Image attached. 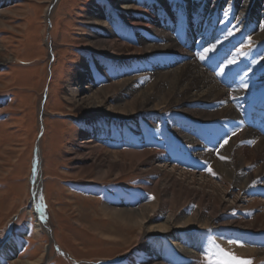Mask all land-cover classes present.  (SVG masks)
Returning a JSON list of instances; mask_svg holds the SVG:
<instances>
[{"label":"rangeland","instance_id":"1","mask_svg":"<svg viewBox=\"0 0 264 264\" xmlns=\"http://www.w3.org/2000/svg\"><path fill=\"white\" fill-rule=\"evenodd\" d=\"M47 1L0 0L2 20L7 23L6 27H0V246L9 239L14 240L21 247L18 255L20 259L37 258L42 254L41 264H108V260L132 249L136 253L139 246H126L124 241L129 234L128 230L92 213L97 208L96 202H80L73 194L95 198L101 202L112 201L121 194H131L127 196L133 197L132 204L129 205L133 208L151 203L154 193L139 188L136 185L139 177L132 172L118 178H108L101 183L90 181L92 173L78 175V159L73 158L71 153L77 144L76 133L80 129L78 122L96 118L101 120L103 125L109 124L110 130H114L113 135L111 134L113 140L108 142L109 134L101 137L102 140L106 138L107 148L119 150L123 145L115 139L117 119L110 115H99L105 110L93 112L85 106L76 107V103H72L69 96L67 81L75 71H79L84 75L88 73L94 83L92 86L100 88L120 81L121 72L118 71L117 62L130 60L144 68L132 81L141 87L146 84L150 73L156 71L157 65L169 61L175 53H185L187 45L183 41L181 46H184L185 50L179 46L161 54L153 52L146 56H108L99 51L85 50L87 45L84 44L83 38L87 39L88 31H96V27L82 22H85L89 12L98 11V6L104 4L103 19L107 20L109 27L102 38H109L131 47L141 46L140 41L166 47L167 39L156 42V35L160 34L156 29V18L174 22L173 25L183 32L185 30L182 24L197 23L201 16L197 13L200 8L209 11L218 7V16L213 22L219 28V34L213 35V44H206L205 48L219 46L217 42H228L231 50L228 56L237 68H249L251 73H258L262 77L264 38L257 39L253 35L264 30V19L257 11L259 0H167L166 6L162 2L156 3V0H152L154 7L150 9L144 4L149 0H136L137 9L134 13L152 18L148 27L126 24L123 21L126 12L117 6V3L123 0H58L50 11L45 13L46 7L49 8L53 2ZM243 6L246 10L242 9ZM206 20L208 14L205 16ZM140 31L141 36L138 34ZM195 31L199 36L203 33L200 29ZM101 34L102 30L99 31V35ZM76 41L83 43L77 44ZM211 53L212 50L209 54ZM220 55L224 58V51ZM7 58L9 59L5 60ZM205 66L209 73H217L214 69H208L207 64ZM234 69L231 67L228 72L236 73L237 69ZM113 101L114 97L108 99V102ZM188 116H196L200 118L197 121H202L201 117L190 113L188 109L182 111L172 107L157 111H140L134 115V119L138 121L144 137L149 135L145 139H149L152 135L149 127L151 122L158 123L160 128L165 130L169 121L176 122L180 127L189 120ZM242 125L246 127V124ZM169 134L171 141L178 144L174 143L175 151H172V154L177 152V155L184 159L196 162L200 168L206 165L207 170L209 169L207 163L188 155L185 144L177 135L171 132ZM83 139L79 137L78 141ZM37 150L40 151L42 159L43 178L40 210L44 216L42 222L45 221L49 227L43 231L36 229L37 216L29 213L32 200L30 176L34 170ZM251 186L254 189L256 185L253 183ZM139 194L142 196L134 198ZM260 197L264 200V193ZM159 214H156V218ZM242 214V210L233 207L225 212L228 224L195 227L190 229V232L187 231L191 235L203 234L199 252L204 255L207 264H219L221 259H226L221 249L234 255L237 264H248L254 259L226 248L214 236L221 235L227 243L232 240L245 246L254 236L264 235V232L234 224L238 219H247V216L242 217ZM78 223L90 229H84ZM242 233L250 236L243 238ZM158 237L161 244L168 245L166 238L161 235ZM145 239L144 242L150 241L149 243L154 244V248L158 250L156 236ZM248 245L245 247L252 248V245Z\"/></svg>","mask_w":264,"mask_h":264},{"label":"bare ground","instance_id":"2","mask_svg":"<svg viewBox=\"0 0 264 264\" xmlns=\"http://www.w3.org/2000/svg\"><path fill=\"white\" fill-rule=\"evenodd\" d=\"M57 1L53 0L52 5L46 7L45 13H48ZM166 1L156 0V3L162 2L166 6ZM121 3H117V6L126 12L123 15L126 24L150 26L151 16L134 13L137 9L136 0H123ZM144 4L149 9L154 7L152 0ZM103 5L98 6V11L89 12L85 22H82L96 27V31H88L87 39L83 38L84 44L87 45L85 50L99 51L114 57L140 54L146 56L153 52L161 54L169 51L181 46L185 41L187 51L175 53L169 61L157 65L156 71L148 74L146 84L141 87L132 81L144 68L130 60L117 62L118 71L121 72L120 81L100 88L92 86L94 83L88 73L84 75L75 71L70 76L66 86L72 103H76L78 108L85 106L93 112L105 110L99 115L115 117L116 138L113 137L123 145L119 150L107 148L108 142L113 140L111 134L113 135L114 131L110 130L109 124L103 125L102 121L96 118L78 122L80 129L76 133L77 144L71 152L73 158L78 159V175L92 173L90 181L101 183L108 178L114 179L132 172L139 177L136 185L153 192L154 198L151 203L130 208L133 197L124 194L104 202L72 194L76 195L74 197L80 202H96L97 208L92 213L128 230L129 234L126 235V240L124 239L126 246H139L136 253L132 249L108 260V264H207L204 255L199 252L203 236L201 233L191 235L190 229L226 225L229 222L225 219V212L236 207L242 210V217L247 216V219H238L234 224L264 232V200L260 197L264 193V137L259 133L264 125V75L260 77L258 73H251L249 68H237L228 56L231 51L228 42H217L219 46H214L212 53H208L205 60L199 59L205 45H212L215 40L213 35L219 34V28L213 22L218 16L217 4V8L209 11L200 8L197 13L201 16L199 20L195 18L197 23L182 24L185 30L183 32L173 25L174 22L156 18V29L160 33L156 35V42L167 39L166 47L144 44L142 41L139 42L141 46L131 47L109 38H102L109 27L107 20L103 19ZM242 9L246 10V7L243 6ZM257 11L264 19V0H259ZM1 14L2 12L0 27L3 28L7 23L2 20ZM206 14L208 20L205 21ZM185 20L187 21V18ZM199 29L203 32L201 36L195 31ZM138 34L141 36L142 31ZM253 36L257 39L264 38V30L257 31ZM78 42L83 43L76 41L77 44ZM1 49L0 46V51ZM222 51L224 58L220 55ZM206 64L208 69H214L217 73H209L205 69ZM231 67L237 69V72L229 73L228 69ZM112 97L114 101L108 102ZM165 107L182 111L188 109L190 113L201 117L202 121H197L200 118L196 116H188L189 120H186L184 125L179 127L176 122L169 121L165 130H162L158 123L151 122L149 127L152 135L145 139L134 115L140 111H157ZM202 108L204 109L200 111ZM249 119L261 125L260 130L242 125L250 121ZM170 132L183 141L189 156L198 157L200 161L207 163L211 171L207 170L205 164L204 168H200L194 161L191 162L190 169H183L176 160L185 159L177 155V152L172 154L176 141H171ZM108 134L110 140H102L101 137ZM79 137L84 139L78 141ZM224 139H228V144L221 148L220 144ZM220 156L224 159H220ZM30 183L32 200L29 213L37 216L36 229L43 231L49 227L45 221L42 222L44 216L40 210L43 178L39 150ZM253 183L256 185L254 189L251 186ZM93 191L96 192L95 189ZM141 196L139 194L134 198ZM78 207L81 208V205ZM157 213H160L158 218ZM78 225L90 229L82 223ZM159 235L168 240L167 246L160 243ZM154 236L158 250L154 248V244L149 243L150 241L144 242L145 238ZM214 236L233 252L254 257L248 264H264V235H256L250 239L246 245L250 244L252 248L239 243H227L221 235ZM20 248L14 240L4 242L0 246V264H41L43 261L42 254L37 258L20 259ZM72 256L76 259L73 254Z\"/></svg>","mask_w":264,"mask_h":264},{"label":"snow or ice","instance_id":"3","mask_svg":"<svg viewBox=\"0 0 264 264\" xmlns=\"http://www.w3.org/2000/svg\"><path fill=\"white\" fill-rule=\"evenodd\" d=\"M210 51H211V49L205 48L203 54L199 55V59L202 61L205 60L206 56L208 55V53ZM233 135H235V132H233ZM226 144H228V139H224L223 143L220 144V147L223 148ZM220 159H224V157L220 156ZM209 171H211V169H209ZM229 243H237L238 244V241L229 240ZM221 252L223 254V257L226 259H221L219 261V264H237V258L234 255H232L231 253H228V252H223L222 249H221Z\"/></svg>","mask_w":264,"mask_h":264}]
</instances>
